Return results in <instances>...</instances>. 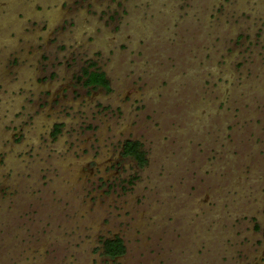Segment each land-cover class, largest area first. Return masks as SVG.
Returning a JSON list of instances; mask_svg holds the SVG:
<instances>
[{
  "label": "rangeland",
  "instance_id": "rangeland-1",
  "mask_svg": "<svg viewBox=\"0 0 264 264\" xmlns=\"http://www.w3.org/2000/svg\"><path fill=\"white\" fill-rule=\"evenodd\" d=\"M0 264H264V0H0Z\"/></svg>",
  "mask_w": 264,
  "mask_h": 264
},
{
  "label": "trees",
  "instance_id": "trees-1",
  "mask_svg": "<svg viewBox=\"0 0 264 264\" xmlns=\"http://www.w3.org/2000/svg\"><path fill=\"white\" fill-rule=\"evenodd\" d=\"M83 83L85 85L103 86L110 89V79L106 72L100 68L91 69L90 66H84L82 71ZM122 154L134 158L140 166L148 161L146 150L143 148L142 141L129 138L122 145ZM126 244L121 236L106 238L104 240L103 253L115 258L126 252Z\"/></svg>",
  "mask_w": 264,
  "mask_h": 264
},
{
  "label": "flooded vegetation",
  "instance_id": "flooded-vegetation-1",
  "mask_svg": "<svg viewBox=\"0 0 264 264\" xmlns=\"http://www.w3.org/2000/svg\"><path fill=\"white\" fill-rule=\"evenodd\" d=\"M105 71V70H104ZM106 72V71H105ZM106 74H107V72H106ZM110 79V78H109ZM90 86V85H89ZM93 88H95V87H103V86H93V85H91ZM110 86H111V80H110ZM112 87V86H111ZM111 89V88H110ZM127 139H129V138H127ZM127 139H125L124 141H123V143L127 140ZM141 141V140H140ZM123 143H122V145H123ZM121 154H122V151H121ZM123 155V154H122ZM124 157H125V155H123Z\"/></svg>",
  "mask_w": 264,
  "mask_h": 264
}]
</instances>
